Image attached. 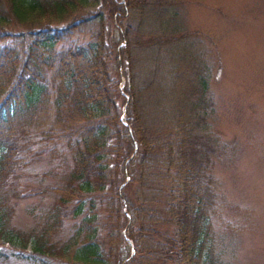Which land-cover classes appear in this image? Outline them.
<instances>
[{
  "label": "trees",
  "instance_id": "obj_1",
  "mask_svg": "<svg viewBox=\"0 0 264 264\" xmlns=\"http://www.w3.org/2000/svg\"><path fill=\"white\" fill-rule=\"evenodd\" d=\"M213 40L187 0H0V264H233Z\"/></svg>",
  "mask_w": 264,
  "mask_h": 264
},
{
  "label": "rangeland",
  "instance_id": "obj_2",
  "mask_svg": "<svg viewBox=\"0 0 264 264\" xmlns=\"http://www.w3.org/2000/svg\"><path fill=\"white\" fill-rule=\"evenodd\" d=\"M187 7L190 28L211 36L220 56L221 70L211 83L216 130L240 146L233 161L214 169L227 205L217 228L228 220L245 225L225 241L227 253L233 264H264V0H187ZM28 200L14 214L23 228L33 222Z\"/></svg>",
  "mask_w": 264,
  "mask_h": 264
}]
</instances>
